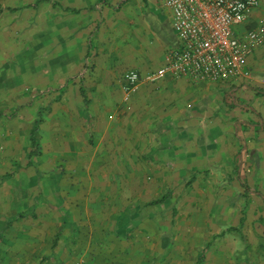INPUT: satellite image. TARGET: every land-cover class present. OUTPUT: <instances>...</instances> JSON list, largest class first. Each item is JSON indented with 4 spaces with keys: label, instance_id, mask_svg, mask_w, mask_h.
Listing matches in <instances>:
<instances>
[{
    "label": "rangeland",
    "instance_id": "374dc122",
    "mask_svg": "<svg viewBox=\"0 0 264 264\" xmlns=\"http://www.w3.org/2000/svg\"><path fill=\"white\" fill-rule=\"evenodd\" d=\"M157 1L152 0L149 20L152 69L161 67L167 50L178 44L169 14ZM121 2L111 6L113 12L120 11ZM68 3L0 0V264H56L67 209L56 184L43 185V180L68 167L49 149L59 140L43 142L42 132L47 127L49 135L60 130L57 123L89 117L80 88L84 91L98 54L97 28L88 31L85 24L90 15L76 17ZM258 68L264 83V65ZM247 87L249 101L222 92L220 110L211 106L207 112V118L218 117L225 126L223 138L228 139V123H233L235 159L213 162L221 174L210 161L198 176H180L177 185L184 191H170L177 181L168 177L165 190L152 198V233L160 235L152 245L179 248L172 263L264 264V159L259 157L264 153V84ZM36 126L34 147L30 135ZM177 197L169 208H158Z\"/></svg>",
    "mask_w": 264,
    "mask_h": 264
},
{
    "label": "crops",
    "instance_id": "0c3cea01",
    "mask_svg": "<svg viewBox=\"0 0 264 264\" xmlns=\"http://www.w3.org/2000/svg\"><path fill=\"white\" fill-rule=\"evenodd\" d=\"M121 1L68 3L76 17L90 15L85 24L88 31L97 28L98 54L84 91L80 88L89 117L57 123L60 130L49 135L47 127L42 132L43 142L59 140L49 149L68 167L43 180V185L56 184L67 209L56 264H179L170 261L180 255L179 248L152 245L160 236L152 233V198L161 195L163 186L165 190L168 177L177 181L170 191H184L177 185L180 176H198L210 161L215 171H222L213 162L235 159L233 123H228V139L223 138L225 126L218 117L207 118L208 109L220 110L222 92L249 101L248 84H264L257 74L264 65V44L248 58V78L197 83L166 76L149 82L150 73L159 68L152 69V0ZM120 2V11L113 12L111 6ZM90 7L95 10L87 14ZM255 17H264V0ZM128 69L137 71L142 81L126 96L122 73ZM259 157L263 160L264 153ZM235 172L229 168V174ZM179 200L169 198L158 208Z\"/></svg>",
    "mask_w": 264,
    "mask_h": 264
},
{
    "label": "built area",
    "instance_id": "2783aa9c",
    "mask_svg": "<svg viewBox=\"0 0 264 264\" xmlns=\"http://www.w3.org/2000/svg\"><path fill=\"white\" fill-rule=\"evenodd\" d=\"M167 10L176 48L148 81L166 76L193 82L228 83L248 78L247 61L264 44V17H255L261 0H158ZM128 96L142 81L137 71L123 74Z\"/></svg>",
    "mask_w": 264,
    "mask_h": 264
},
{
    "label": "trees",
    "instance_id": "16d2710c",
    "mask_svg": "<svg viewBox=\"0 0 264 264\" xmlns=\"http://www.w3.org/2000/svg\"><path fill=\"white\" fill-rule=\"evenodd\" d=\"M38 129H37V126L34 128V130L32 131L31 135H30V140H31V143L34 147H37L38 143L35 139V134L37 133Z\"/></svg>",
    "mask_w": 264,
    "mask_h": 264
}]
</instances>
